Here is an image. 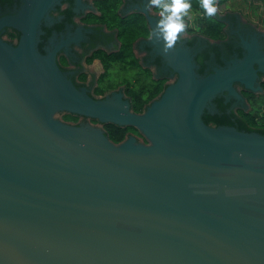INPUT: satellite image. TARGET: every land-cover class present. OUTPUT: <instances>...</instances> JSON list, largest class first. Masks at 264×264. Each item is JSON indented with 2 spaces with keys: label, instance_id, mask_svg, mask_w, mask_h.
Listing matches in <instances>:
<instances>
[{
  "label": "water",
  "instance_id": "95a60500",
  "mask_svg": "<svg viewBox=\"0 0 264 264\" xmlns=\"http://www.w3.org/2000/svg\"><path fill=\"white\" fill-rule=\"evenodd\" d=\"M73 1L0 6V264H264V133L225 89L239 67L200 76L178 47L177 78L143 111L93 98L40 29ZM58 111L136 128L107 135Z\"/></svg>",
  "mask_w": 264,
  "mask_h": 264
},
{
  "label": "flooded vegetation",
  "instance_id": "af4514ba",
  "mask_svg": "<svg viewBox=\"0 0 264 264\" xmlns=\"http://www.w3.org/2000/svg\"><path fill=\"white\" fill-rule=\"evenodd\" d=\"M7 1L0 0V6ZM192 1L185 17L187 33L168 54L162 51V41L148 38L159 16L156 9L145 11L147 0H74L42 18L40 29L48 48H55L57 65L76 88L96 99L119 92L134 112L143 111L157 93L135 110L131 90L144 95L154 84L161 87L175 81L178 71L168 57L178 47L187 48L193 71L200 76L213 73L216 67L238 66L240 78L231 81V90L225 89L245 131L264 133V9L247 11L232 0H218L217 16L208 18L200 0ZM118 24H133L129 41L122 38ZM10 30L16 29L6 26L1 35L16 40L18 33L9 36ZM102 54L108 56L102 60ZM60 112L64 120L99 123L105 131L107 121ZM133 128L130 125L127 130Z\"/></svg>",
  "mask_w": 264,
  "mask_h": 264
},
{
  "label": "clouds",
  "instance_id": "9594fccd",
  "mask_svg": "<svg viewBox=\"0 0 264 264\" xmlns=\"http://www.w3.org/2000/svg\"><path fill=\"white\" fill-rule=\"evenodd\" d=\"M200 3L208 18L217 16L218 0H200ZM144 8L149 13L153 9L158 10L156 14L159 19L148 38L162 41V51L168 54L187 33L185 17L192 8L190 0H147Z\"/></svg>",
  "mask_w": 264,
  "mask_h": 264
},
{
  "label": "trees",
  "instance_id": "16d2710c",
  "mask_svg": "<svg viewBox=\"0 0 264 264\" xmlns=\"http://www.w3.org/2000/svg\"><path fill=\"white\" fill-rule=\"evenodd\" d=\"M190 2H192L193 4H194V2L192 1V0H190ZM135 18H136V16H134ZM135 21L134 22H136L137 21V19H134ZM142 21V19L140 20V22ZM139 22V24H141ZM133 23V22H132ZM119 25V30H120V34H121V36H122V38L124 39H126L127 41H129V39H130V32H129V27H131L132 28V30H133V35H134V26H133V24H118ZM216 26L218 27V24H216ZM217 27H216V29H217ZM17 31L16 30H10L9 32H8V35L9 36H16L17 35ZM129 45V43H126L125 44V46L127 47ZM123 46H124V44H123ZM99 52H97V54H98ZM103 56L105 57V56H108V55H106V54H102L101 55V57H102V60H104L103 59ZM107 64L105 63V66H106ZM160 89V84H154L153 86H151V87H148V91L147 92H145V94L144 95H142V92H137V91H134V90H131L129 93H130V95H131V97H132V107L135 109V110H139L140 109V107H141V105H142V103L144 102V101H146V100H148V99H150L153 95H155L157 92H158V90ZM105 133L108 135V134H112V133H116V132H121V131H125V130H127L128 128H130V125H124V126H121V125H119V124H116V123H114V122H109V121H107L106 123H105Z\"/></svg>",
  "mask_w": 264,
  "mask_h": 264
},
{
  "label": "rangeland",
  "instance_id": "374dc122",
  "mask_svg": "<svg viewBox=\"0 0 264 264\" xmlns=\"http://www.w3.org/2000/svg\"><path fill=\"white\" fill-rule=\"evenodd\" d=\"M230 3H232L234 6H240L242 9H247V11H251L250 9H254L257 8L258 6H261V10L264 9V1L263 0H232L230 1ZM249 7V8H248ZM252 15L253 13L250 12ZM56 117H61V112H56L55 113ZM63 119V118H62ZM68 122L72 123V124H77V125H93L96 126L97 128L101 129V125L99 123H88V121H73V120H67Z\"/></svg>",
  "mask_w": 264,
  "mask_h": 264
}]
</instances>
